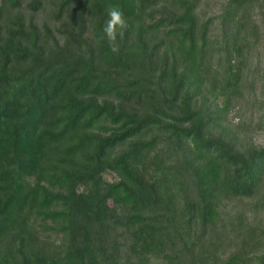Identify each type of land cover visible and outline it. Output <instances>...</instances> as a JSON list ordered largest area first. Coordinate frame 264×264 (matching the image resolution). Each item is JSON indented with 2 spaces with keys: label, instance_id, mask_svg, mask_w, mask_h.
<instances>
[{
  "label": "trees",
  "instance_id": "16d2710c",
  "mask_svg": "<svg viewBox=\"0 0 264 264\" xmlns=\"http://www.w3.org/2000/svg\"><path fill=\"white\" fill-rule=\"evenodd\" d=\"M202 1L0 0V264H264V0Z\"/></svg>",
  "mask_w": 264,
  "mask_h": 264
},
{
  "label": "rangeland",
  "instance_id": "374dc122",
  "mask_svg": "<svg viewBox=\"0 0 264 264\" xmlns=\"http://www.w3.org/2000/svg\"><path fill=\"white\" fill-rule=\"evenodd\" d=\"M224 0H203L201 4V11L204 15L209 16L217 13L220 10V3ZM253 73L259 79L264 82V43L263 50L257 53L253 62ZM261 95H264V91H260ZM264 110V109H262ZM264 113V111H262ZM250 110H241L240 112L232 113L233 122H239L242 119H248ZM264 116V115H263ZM87 124L80 122L75 129L67 132L61 137L59 143L60 154L70 151L74 154L85 155L89 149L88 143L80 141ZM250 139L257 144L264 143V129L254 128L250 133ZM105 176L109 180H114L116 174L113 172H106ZM225 219H233L234 216H240L248 224H252L258 227H264V187L259 193L252 197H244L239 199H233L227 202L224 206ZM235 219V218H234ZM154 245L158 246L159 242H155Z\"/></svg>",
  "mask_w": 264,
  "mask_h": 264
},
{
  "label": "clouds",
  "instance_id": "9594fccd",
  "mask_svg": "<svg viewBox=\"0 0 264 264\" xmlns=\"http://www.w3.org/2000/svg\"><path fill=\"white\" fill-rule=\"evenodd\" d=\"M108 20L103 28V32L109 42V47L114 53L119 52V46L116 45L117 35L123 36L124 30L129 27L128 21L122 9L118 6H110L107 9Z\"/></svg>",
  "mask_w": 264,
  "mask_h": 264
}]
</instances>
